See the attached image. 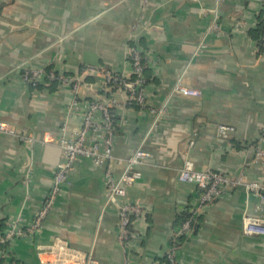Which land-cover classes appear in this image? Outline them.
<instances>
[{"label": "crops", "instance_id": "crops-1", "mask_svg": "<svg viewBox=\"0 0 264 264\" xmlns=\"http://www.w3.org/2000/svg\"><path fill=\"white\" fill-rule=\"evenodd\" d=\"M214 20L223 34L207 32ZM261 24L264 6L257 0H0V122L12 131L0 135V221L8 220L6 228L16 218L31 226L64 161V123L68 133L79 129L86 103L118 104L116 156L140 147L151 154L141 179L120 201L142 209L129 247L118 241L119 205L107 204L106 168L79 158L42 230L9 241L0 264H42L57 238L94 264H164L178 218L188 211H197L199 225L178 249V264H264V236H245L242 225L245 212L264 216V195L239 187L198 208L199 188L178 179L188 159L198 171L263 181L254 160L264 147ZM134 26L148 61V106H166L159 118L128 106L126 91L112 92L105 82L106 71L132 75ZM86 53L97 56L100 67L86 64ZM23 67L71 77L93 68L97 74L86 76L75 93L71 87L34 88L23 80ZM179 79L201 97L173 93ZM221 124L235 131L222 138ZM120 173L116 168L114 176Z\"/></svg>", "mask_w": 264, "mask_h": 264}, {"label": "built area", "instance_id": "built-area-1", "mask_svg": "<svg viewBox=\"0 0 264 264\" xmlns=\"http://www.w3.org/2000/svg\"><path fill=\"white\" fill-rule=\"evenodd\" d=\"M264 6V0H257ZM146 5L149 0H143ZM207 32L209 34H223L217 20L211 23ZM137 26H134L131 34L133 45L129 49L132 64V75L130 77H115L112 72L104 73L107 84L117 83L119 87L126 91L128 106L147 109L159 118L166 111V106L161 108L148 106L145 94V78L143 76L144 68L142 61L146 55L139 45ZM262 45L264 48V28L262 31ZM205 45H201L199 48ZM198 48V49H199ZM97 71L93 68L84 69L79 76L67 77L65 74L49 70L47 68L23 67L22 78L25 82L31 84L34 88L39 85H49V81H58L61 87H71L75 93H78L80 84L86 76H94ZM119 81V82H118ZM173 93L183 96L199 98V90L185 86L181 79L177 80L173 86ZM72 107H77L78 102L73 101ZM118 104L113 100L110 102H89L85 104V112L82 126L72 132H67L66 123L62 128L63 136L60 139V146L63 152L64 161L61 162L55 172L52 187L37 212L31 226L24 228L21 219L10 220L5 236L0 237L1 245L15 240L17 237H23L28 233H39L47 218L55 209V201L61 193L64 184L68 180L69 171L79 158L89 159L97 166L106 168V177L108 183L107 204H117L120 207V222L118 225V241L125 248L129 247L136 239V234L132 229V222L135 217L142 215V209L134 204H120V201L126 196L128 188L132 187L142 177L140 167L148 164L151 154L144 148H138L128 157H119L114 154V116ZM97 114H101V119H97ZM235 131L231 125L221 124L217 128V133L222 138H228ZM12 132L5 123L0 122V135ZM264 136V131H263ZM28 142L35 141L34 138H26ZM264 141V137H263ZM193 143V142H192ZM255 162L261 167L263 181L251 180L245 174L230 176L217 171H198L191 160H185L184 165L179 170L178 179L181 182L196 185L201 191L198 208L205 207L214 203L224 193L235 188L243 187L248 193L264 195V147L256 151ZM116 168L121 169L118 178L114 176ZM31 179H27L30 183ZM196 216L197 211L192 212ZM243 234L245 236H264V216H252L245 212L242 216ZM192 221H186L180 229L178 235L184 233L191 234ZM178 248L172 246L167 252L168 264H178ZM1 252V250H0ZM49 259H42V264H94L91 259L86 260V254L72 249L68 243L57 238L45 250Z\"/></svg>", "mask_w": 264, "mask_h": 264}, {"label": "trees", "instance_id": "trees-1", "mask_svg": "<svg viewBox=\"0 0 264 264\" xmlns=\"http://www.w3.org/2000/svg\"><path fill=\"white\" fill-rule=\"evenodd\" d=\"M262 25H263V24H261V26H260V28H261V30L259 31L260 34H261V32L263 31L262 28H264V26H262ZM259 44H260V48H261V50L264 51V48H263V45H262V40H260ZM142 66H143V68H144L143 76H144V78H145V80H146V82H145V86H146V85L149 83V69H148V61H147V59H144V60L142 61ZM49 70H51V69H49ZM113 75H114L115 77H118V79H119L120 77H122V76H120V75H118V74H113ZM66 76H67V77H71L70 75H67V74H66ZM134 78H135V76L132 75V76H131V79H134ZM118 82H119V81H118ZM48 83H49L48 86H45V85H39V86H38V89L48 88V89H50V90H52V89L54 90V89L59 85L58 81H49ZM118 87H119V85H118L117 83H111V84H110V88H111V91H112V92L115 91ZM115 121H116V118H115V116H114V125H113L114 128H115ZM188 220H191V221H192V231H191V233H192V232L198 227V225H199V217L197 218V217L194 216L193 213L190 212V211L183 213V214L178 218V222H179V225H180V226H179L180 229L182 228L183 224H184L186 221H188ZM7 221H8V220H7ZM7 221H5V220L0 221V237H4V236H5V233H6V230H7V228H6ZM180 229L178 230V232L180 231ZM187 235H188V234H186V233H184V234H182V235H178V236L175 238V241H174V243L172 244V246H174V247H176V248L179 249L180 246L182 245V243L186 240V236H187ZM7 243H9V242H6L5 244L1 245L0 250H1L2 248H4V246H5ZM164 264H168L167 256H165Z\"/></svg>", "mask_w": 264, "mask_h": 264}, {"label": "water", "instance_id": "water-1", "mask_svg": "<svg viewBox=\"0 0 264 264\" xmlns=\"http://www.w3.org/2000/svg\"><path fill=\"white\" fill-rule=\"evenodd\" d=\"M84 62L94 67H100V60L92 53H86Z\"/></svg>", "mask_w": 264, "mask_h": 264}]
</instances>
